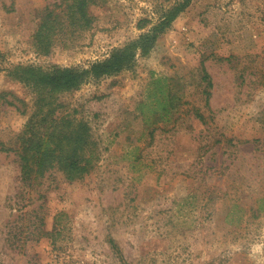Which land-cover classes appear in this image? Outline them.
Instances as JSON below:
<instances>
[{
	"label": "rangeland",
	"instance_id": "1",
	"mask_svg": "<svg viewBox=\"0 0 264 264\" xmlns=\"http://www.w3.org/2000/svg\"><path fill=\"white\" fill-rule=\"evenodd\" d=\"M174 1L94 0L92 24L44 54L35 32L59 0H0V264H264V0H192L131 67L56 93L89 122L97 159L73 181L21 179L36 92L11 70L88 68ZM155 77L179 101L153 122L139 104Z\"/></svg>",
	"mask_w": 264,
	"mask_h": 264
},
{
	"label": "trees",
	"instance_id": "2",
	"mask_svg": "<svg viewBox=\"0 0 264 264\" xmlns=\"http://www.w3.org/2000/svg\"><path fill=\"white\" fill-rule=\"evenodd\" d=\"M191 2L192 0H175L159 12L155 21L147 17L140 18L137 23L139 29L149 25L145 32L124 46L112 49L106 58L93 62L88 68L53 66L45 70L32 65H17L11 70L15 79L30 84L36 92L34 108L18 135L17 157L24 182H39L53 169L60 171L69 181L80 179L91 171L97 154L89 122L84 118H77L72 112L58 111V106L54 103L56 93L77 88L88 75L96 78L115 75L131 67L136 52L149 53L158 37ZM93 3L94 0H59L53 7L46 6L35 32L37 49L44 54L48 53L53 36L66 26H90L94 18L89 8ZM56 8H60L59 11ZM207 75L206 73V79ZM159 81V77L152 79L151 83L154 85L147 96L152 99L139 104L146 121L150 119L145 114L146 110L152 112L153 122L166 119L176 108V99L179 101V97ZM206 86H211L210 79ZM52 239L54 241V236Z\"/></svg>",
	"mask_w": 264,
	"mask_h": 264
}]
</instances>
